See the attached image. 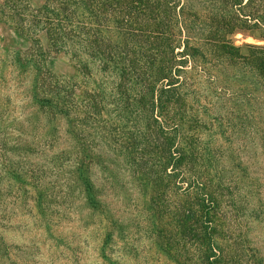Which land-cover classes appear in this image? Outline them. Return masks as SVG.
<instances>
[{"label":"rangeland","instance_id":"1","mask_svg":"<svg viewBox=\"0 0 264 264\" xmlns=\"http://www.w3.org/2000/svg\"><path fill=\"white\" fill-rule=\"evenodd\" d=\"M261 3L263 16L264 0ZM0 16V264H192L185 253L194 249H183L187 241L178 232L173 207L187 193L194 199L197 188L191 187L192 193L177 185H155L133 174V168L117 158L112 137L101 136L106 130L118 133L124 145L135 142L123 134L118 110L109 101L106 113L82 128L100 156L98 163L88 165L102 204V211L92 212L75 181L78 158L73 153L86 138L78 141L66 132V114L50 121L39 110L35 71L11 60L13 50L27 49L32 40L14 32L10 17ZM261 24L249 21L250 27L236 32L235 44L264 45ZM105 33L123 37L111 28ZM37 35L46 53L44 67L70 91L72 83H79L81 88L72 89L78 109L61 103L71 115L83 117L80 63L67 51L47 49L45 36ZM213 60L202 64L196 59L189 70L185 133L191 142V174L209 179L213 186L222 179L218 216L223 264H264V77L241 60L234 65ZM91 69L104 81L98 62ZM111 85L109 79L107 92ZM10 170L21 177L14 178ZM202 205H195L197 217L192 216L200 224ZM48 221L53 222L50 227ZM104 221L111 235L102 246Z\"/></svg>","mask_w":264,"mask_h":264},{"label":"trees","instance_id":"2","mask_svg":"<svg viewBox=\"0 0 264 264\" xmlns=\"http://www.w3.org/2000/svg\"><path fill=\"white\" fill-rule=\"evenodd\" d=\"M30 2L36 6L31 7ZM1 6L0 14L11 18L14 32L32 40L27 49L13 50L11 60L23 70L35 71L33 91L39 110L51 117L50 121L66 114V132L78 141L86 138L84 146L77 145L73 154L78 158L75 181L87 207L92 212L102 211L88 170L100 156L82 128L91 127L96 117L106 113V106L113 105L123 134L135 142L124 145L118 133L108 130L101 136L112 137L117 158L131 166L133 174L155 185H177L191 192L197 188L194 199L187 193L185 199L178 197L173 207L178 232L187 241L183 249H194L185 253L192 264H223L218 216L222 179L218 177V186H213L209 179H194L191 174V142L185 133L190 119L189 70L192 61L208 64L213 57L215 63L225 61L227 65L241 60L244 67L264 77V45H238L234 38L239 29L250 27L249 21L264 26L261 0H3ZM246 9L250 13L246 14ZM107 28L123 37L106 34ZM37 34L45 36L47 49L67 51L80 63L83 117L71 115L64 106L67 101L72 109H78L72 89L81 88L79 83H72L70 91L57 74L44 67L46 53ZM96 62L104 81L94 77L91 65ZM109 79L111 92L106 90ZM53 87L59 89L57 93ZM126 109L128 117L122 115ZM200 202L201 224L192 218L197 217L195 205ZM106 221L102 246L111 235ZM52 223L47 222L49 227Z\"/></svg>","mask_w":264,"mask_h":264}]
</instances>
